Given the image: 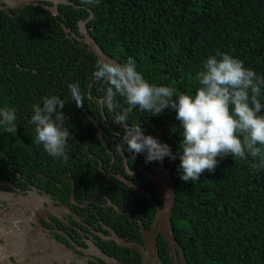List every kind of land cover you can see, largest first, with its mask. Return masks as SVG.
Segmentation results:
<instances>
[{
  "label": "trees",
  "instance_id": "obj_1",
  "mask_svg": "<svg viewBox=\"0 0 264 264\" xmlns=\"http://www.w3.org/2000/svg\"><path fill=\"white\" fill-rule=\"evenodd\" d=\"M70 1L74 5L59 4L57 16L39 6L24 7L17 18L45 22L51 30L56 28L59 38L57 43L47 44L49 35L34 29L26 35L19 33L20 41L42 39L37 45L14 42L24 53L18 58L22 66L42 72L52 67L56 75L68 76L73 70L82 83L88 76L92 78L98 59L89 52L74 67L75 55L81 50L65 38L58 22L76 30V22L86 19L90 9L93 17L87 26L104 53L121 63L132 57L149 82L175 88L174 98L180 92H195L196 72L217 50L241 59L245 67L264 78V0H94L91 5ZM11 22L0 10V26L5 29L0 32V53L13 46ZM14 68L0 60V107L17 112L25 93L12 91L8 83L15 79ZM23 76V80L31 79L28 72ZM36 95L32 91L27 97L31 106ZM66 96L70 100V94ZM259 99L264 104V86ZM143 113L162 128L167 144L177 153L171 168L176 190L172 222L188 264H264V168L252 167L258 159L250 155L247 159L217 157L215 171H205L194 183L184 182L178 155L182 128L176 111L166 108L158 115ZM5 133L0 127V143Z\"/></svg>",
  "mask_w": 264,
  "mask_h": 264
},
{
  "label": "flooded vegetation",
  "instance_id": "obj_2",
  "mask_svg": "<svg viewBox=\"0 0 264 264\" xmlns=\"http://www.w3.org/2000/svg\"><path fill=\"white\" fill-rule=\"evenodd\" d=\"M24 7L11 9L13 17L5 12L13 19L8 27L13 46L0 53L2 65L15 67V79L8 81L12 91L25 93L17 107V132H6L0 143V264H142V254L121 246L116 238L147 249L143 230L152 229L164 200L153 178L164 169L171 175L173 159L146 163L144 153L133 159L123 141V126L114 123L116 115L126 107L124 99L116 97L120 107L115 112L104 108L107 85L96 79L94 72L82 83L73 70L70 76L62 72L56 75L52 67L42 72L20 64L18 58L24 53L14 47V42L37 45L42 44V39L25 37L20 41L19 33L26 35L34 29L49 35L47 44L57 43L59 38L54 33L56 28L51 30L45 22L19 19ZM79 21L76 30L58 21L65 38L81 50L75 55L74 67L84 62L89 52L86 45L68 37L63 27L70 29L69 35H79ZM0 32H5L1 26ZM8 42L7 38V45ZM27 72L31 79L23 80ZM73 82L85 95L82 107L72 100L69 85ZM32 91L37 93L33 104L51 95L65 101L62 111L71 133L66 161L50 156L35 143V126L29 123L33 110L27 100ZM66 94H70V100ZM127 123L141 125L145 134L167 143L162 128L138 107L128 114ZM117 175L140 189L130 187ZM156 241L159 264H182L178 250L175 248V256L161 232Z\"/></svg>",
  "mask_w": 264,
  "mask_h": 264
},
{
  "label": "clouds",
  "instance_id": "obj_3",
  "mask_svg": "<svg viewBox=\"0 0 264 264\" xmlns=\"http://www.w3.org/2000/svg\"><path fill=\"white\" fill-rule=\"evenodd\" d=\"M91 5L94 0H82ZM94 76L105 82L103 107L115 112L120 107L116 97L124 99L126 107L116 115L114 123L123 126V141L128 152L144 153L145 161H163L165 157L176 159L171 147L153 135L145 134L141 125H129L128 114L137 107L141 112L160 114L164 109L176 111L181 122L182 140L179 144V172L184 182L198 181L205 171L213 172L217 157L247 159L250 155L264 168V104L261 89L264 78L257 76L244 62L227 52L217 50L210 55L196 72L198 83L195 92H180L170 86L149 82L138 71L136 61L128 57L123 63L116 60H98ZM72 100L83 106L78 84L69 85ZM65 101L59 96L42 98V103L32 105L33 115L29 123L35 126V143L54 158L67 160V118L62 109ZM16 109L0 107V127L8 133L17 132Z\"/></svg>",
  "mask_w": 264,
  "mask_h": 264
},
{
  "label": "water",
  "instance_id": "obj_4",
  "mask_svg": "<svg viewBox=\"0 0 264 264\" xmlns=\"http://www.w3.org/2000/svg\"><path fill=\"white\" fill-rule=\"evenodd\" d=\"M59 4H69L74 5L70 0H0V10L6 12L9 16L13 17L11 9L23 8L27 5L39 6L42 9L48 10L52 15H58ZM89 16L79 21V35L71 33L69 35V28L63 27L65 33L68 37L73 36L79 42L87 46L88 52H92L98 60H116L104 53L103 49L100 47L99 43L93 38L91 33L88 31L86 24L90 22L93 17V13L90 9ZM117 61V60H116ZM91 120H94L90 117ZM103 144L107 147L106 143L102 140ZM121 180H124L127 185L132 188L140 189L136 185L127 181L124 177L117 175ZM154 182L157 188L161 191L163 196V205L158 208L156 216L154 218L153 227L151 230H143V238L147 249H144L140 244H136L132 241H126L123 238H116V242L121 246H125L131 249H135L142 254L143 263L148 264V257L150 264H159L158 259V249L156 237L159 232L162 233L164 239L167 241L172 249L173 254L176 256L175 248L178 250L182 264H188L184 252L179 245L172 226V213L175 205L176 190L174 181L169 174V172L164 169L158 172L155 176ZM49 264V263H47Z\"/></svg>",
  "mask_w": 264,
  "mask_h": 264
}]
</instances>
